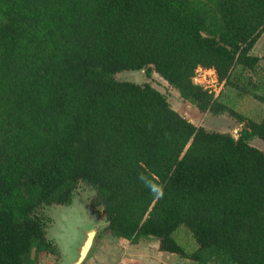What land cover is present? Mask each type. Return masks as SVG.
<instances>
[{
    "label": "trees",
    "instance_id": "16d2710c",
    "mask_svg": "<svg viewBox=\"0 0 264 264\" xmlns=\"http://www.w3.org/2000/svg\"><path fill=\"white\" fill-rule=\"evenodd\" d=\"M264 0H0V264L59 249L39 212L92 187L105 234L194 264H264V117L255 121L194 78L258 88ZM157 73L199 113L229 114L239 136L209 132L152 86ZM264 104V95L253 93ZM59 264V263H56Z\"/></svg>",
    "mask_w": 264,
    "mask_h": 264
},
{
    "label": "rangeland",
    "instance_id": "374dc122",
    "mask_svg": "<svg viewBox=\"0 0 264 264\" xmlns=\"http://www.w3.org/2000/svg\"><path fill=\"white\" fill-rule=\"evenodd\" d=\"M251 55L264 58V33L252 50ZM117 78L121 81H133L141 85L150 83L167 97L171 106L180 112L182 116L190 119L196 126L204 127L209 132L226 133L238 137L242 130L243 125L227 113L222 115L199 113L193 105L184 101L179 92L157 73H153L152 78H148L145 75V70H143L140 73L119 74ZM247 78H251L249 81L254 82L258 88L250 86L251 93L246 95L241 93L239 89L225 87V83L219 81L215 70L199 68L194 82L213 92L215 97L224 96L222 101L236 111L255 121H261L264 117V104L256 100L253 93L264 95V59L261 60L258 73L254 75V78L252 72H246L240 83L244 84ZM251 143L264 151L262 141L254 139ZM94 195L95 191L92 187L80 183L71 205L46 207L39 212L44 220L48 240L59 249L58 254L53 255L50 259H47V257H50L51 254L40 255L39 264H55L56 260L62 263L61 259L64 260L63 263L68 264L69 255L75 256L77 254L75 250L71 249V246L73 248L83 240L84 231L86 230L75 226L78 223H94L95 221L106 223L102 209L93 210L90 208V200Z\"/></svg>",
    "mask_w": 264,
    "mask_h": 264
},
{
    "label": "crops",
    "instance_id": "0c3cea01",
    "mask_svg": "<svg viewBox=\"0 0 264 264\" xmlns=\"http://www.w3.org/2000/svg\"><path fill=\"white\" fill-rule=\"evenodd\" d=\"M53 255L47 257L52 258ZM57 261L56 263L63 264ZM84 264H194L176 254L162 252L157 239H142L133 244L127 239L105 234L93 246Z\"/></svg>",
    "mask_w": 264,
    "mask_h": 264
},
{
    "label": "water",
    "instance_id": "95a60500",
    "mask_svg": "<svg viewBox=\"0 0 264 264\" xmlns=\"http://www.w3.org/2000/svg\"><path fill=\"white\" fill-rule=\"evenodd\" d=\"M78 226L86 229L84 231V238L82 241L78 242L77 246L73 248L71 246V249L75 250L77 254L75 256L69 255L68 264H84L94 246L97 235L101 230L105 228L106 223H100L97 221H95L94 223H78L75 227Z\"/></svg>",
    "mask_w": 264,
    "mask_h": 264
}]
</instances>
